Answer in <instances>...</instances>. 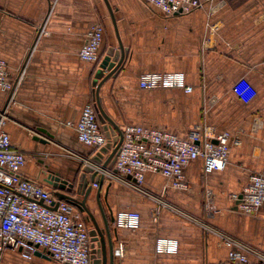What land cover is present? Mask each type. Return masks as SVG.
I'll return each mask as SVG.
<instances>
[{
  "label": "crops",
  "instance_id": "obj_1",
  "mask_svg": "<svg viewBox=\"0 0 264 264\" xmlns=\"http://www.w3.org/2000/svg\"><path fill=\"white\" fill-rule=\"evenodd\" d=\"M108 2L114 20L105 0H0V60L17 82L5 129L13 146L28 152L23 175L45 182L42 171L48 166L73 181L81 164L69 154L94 152L68 123L80 119L86 104L96 103L98 62L83 60L80 51L91 26L99 22L104 27L99 61L109 53L120 57L119 38L127 48L121 68L100 89L101 103L120 129L134 123L186 136L198 125H209L240 141L231 146L223 170L207 173L201 158L190 162L184 171L190 189L167 187L165 199L205 217L204 193L211 191L218 210L212 224L264 252V209L243 214L233 197L253 171L264 170V0H214L205 8L173 16L143 0ZM153 71H183L193 91L141 89L139 76ZM242 76L258 90L249 103L232 92ZM8 99L9 92L0 90V107ZM168 182L148 173L144 183L159 195ZM97 189L92 188L87 204L103 224ZM100 201L108 218L123 208L141 215L135 231L111 223L114 247L118 242L125 247L122 256L114 255L115 264H209L228 257L218 237L198 222L158 209L153 199L119 182L105 181ZM157 236L177 238L178 254L156 255ZM0 264L60 263L43 255L27 260L7 250Z\"/></svg>",
  "mask_w": 264,
  "mask_h": 264
},
{
  "label": "built area",
  "instance_id": "obj_2",
  "mask_svg": "<svg viewBox=\"0 0 264 264\" xmlns=\"http://www.w3.org/2000/svg\"><path fill=\"white\" fill-rule=\"evenodd\" d=\"M143 1L165 15L173 16L205 8L214 0ZM103 35V25L94 23L80 51L83 60H99ZM16 86L17 82L9 76L7 63L0 60V90L9 92L8 101L0 107V262L4 253L10 250L27 260L33 259L36 252L40 251L41 255L47 254L60 264H92L91 228L87 217H84L85 212L66 200H59L49 184L28 178L22 173L28 152L14 147L5 129ZM139 86L141 89L178 88L188 93L193 91L183 71L144 72L139 76ZM232 92L246 103L258 95L257 88L246 76L236 80ZM68 125L75 127L80 142L94 148L90 155L76 152L69 154L80 162L82 169L89 166L97 176L104 177V182H119L137 194L153 199L158 209L177 212L198 222L206 233L215 234L218 245L227 248L228 257L224 261L209 264H264V252L208 223L207 219L218 211L211 191L206 192L203 221L180 211L164 197L167 187L190 189L184 171L196 159L203 160L207 173L225 169L231 146L240 142L238 139L232 140L229 132H218L213 126L198 125L186 136H180L162 126L125 124L121 128L123 138L112 167H103L108 153L104 154L101 162L93 158L108 143L95 103L86 104L80 119ZM148 173L160 174L169 180L159 195L145 186ZM91 185L92 188L99 187L96 182ZM233 197L237 201L238 211L243 214L253 215L264 209V170L253 171L242 191ZM112 224L115 228L135 231L141 226V215L123 208L116 212ZM179 248L177 238L157 236L155 240L156 255H175ZM124 252L123 243L118 242L114 247V255L120 257Z\"/></svg>",
  "mask_w": 264,
  "mask_h": 264
},
{
  "label": "water",
  "instance_id": "obj_3",
  "mask_svg": "<svg viewBox=\"0 0 264 264\" xmlns=\"http://www.w3.org/2000/svg\"><path fill=\"white\" fill-rule=\"evenodd\" d=\"M105 1L114 20L112 8L108 0ZM119 46L121 55L118 59L113 58L114 53H109L101 61H97L98 69L95 73L94 79L96 99L95 106L99 120L103 124L105 135L108 138V143L106 146L102 147L101 150L93 156V158L96 161L101 162L103 160L104 154L108 153V158L103 162V167H112L123 138L120 127L111 118H109L100 98L101 86L110 77L116 75L125 60L127 48H124L120 38ZM42 142L47 143L48 140H42ZM45 168L46 170L42 171V174L44 175V181L56 191V195L58 196L59 200H66L77 206L87 214V220L93 224V227L89 232L92 241V264H115L113 241V234H115V230L111 227V223L114 221V216L111 214L109 218L107 217L100 201L104 177L97 176L91 167L84 166L83 169L82 167H79V170L76 172L75 179L70 181L51 171L48 166H45ZM92 182H96L99 185L96 197L102 214L103 224L99 223L98 219L92 213L87 204L88 197L92 192ZM75 194L82 195L83 199L76 198ZM41 254L42 253L40 251L36 252V255ZM43 256L51 258L47 254H44Z\"/></svg>",
  "mask_w": 264,
  "mask_h": 264
},
{
  "label": "rangeland",
  "instance_id": "obj_4",
  "mask_svg": "<svg viewBox=\"0 0 264 264\" xmlns=\"http://www.w3.org/2000/svg\"><path fill=\"white\" fill-rule=\"evenodd\" d=\"M154 193V192H153ZM154 194H157V193H154ZM205 195H206V192L204 193V202H203V206L205 205ZM178 209L180 210V211H183L184 213H187V214H189L190 216H192V217H194L196 220H198V221H203L204 220V218L205 217H200V216H194V215H192L190 212H188L187 210H185V209H183V208H180V207H178ZM203 211H204V209H203ZM216 217H217V215H214L213 217H210V218H208L207 219V221H208V223L209 224H211V225H213V226H215L214 224H212V220L214 219H216ZM216 227V226H215Z\"/></svg>",
  "mask_w": 264,
  "mask_h": 264
}]
</instances>
